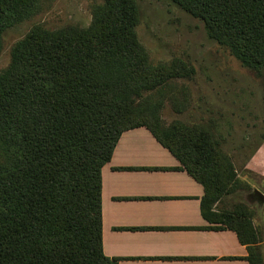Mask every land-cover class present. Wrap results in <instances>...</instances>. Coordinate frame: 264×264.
<instances>
[{"label":"trees","instance_id":"16d2710c","mask_svg":"<svg viewBox=\"0 0 264 264\" xmlns=\"http://www.w3.org/2000/svg\"><path fill=\"white\" fill-rule=\"evenodd\" d=\"M170 1L203 20L242 66L264 70V0ZM36 3L0 0V49L3 31ZM132 23L128 1L112 0L92 34L35 29L12 47L11 62L0 72V264H116L102 252L101 168L123 131L145 127L128 125L135 100L151 89L141 75L150 66ZM150 133L203 187L206 220L205 198L224 187L210 137L201 134L192 155ZM236 220L240 230L230 225ZM222 222L227 225L217 228L235 232L248 263L264 264L251 224L240 216Z\"/></svg>","mask_w":264,"mask_h":264},{"label":"rangeland","instance_id":"374dc122","mask_svg":"<svg viewBox=\"0 0 264 264\" xmlns=\"http://www.w3.org/2000/svg\"><path fill=\"white\" fill-rule=\"evenodd\" d=\"M127 1L131 31L150 66L141 75L151 88L135 100L128 126L143 125L163 144L175 151L187 147L192 155L200 135L209 136L224 187L205 198V221L225 227L228 216L244 218L264 252V201L254 194L264 196V70L242 66L209 35L203 20L172 1ZM111 5L112 0H37L26 18L3 31L0 72L11 62L12 47L35 29L44 35L92 34ZM2 155L0 146V163ZM237 221L230 225L240 230Z\"/></svg>","mask_w":264,"mask_h":264},{"label":"crops","instance_id":"0c3cea01","mask_svg":"<svg viewBox=\"0 0 264 264\" xmlns=\"http://www.w3.org/2000/svg\"><path fill=\"white\" fill-rule=\"evenodd\" d=\"M145 127L101 168V244L116 264H249L235 232L206 223L203 187ZM215 227V228H213Z\"/></svg>","mask_w":264,"mask_h":264},{"label":"water","instance_id":"95a60500","mask_svg":"<svg viewBox=\"0 0 264 264\" xmlns=\"http://www.w3.org/2000/svg\"><path fill=\"white\" fill-rule=\"evenodd\" d=\"M254 194L256 195L259 201H264V196L260 192L254 191Z\"/></svg>","mask_w":264,"mask_h":264}]
</instances>
